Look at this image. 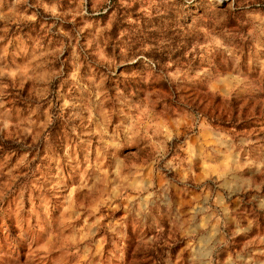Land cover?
Masks as SVG:
<instances>
[{"label":"rangeland","instance_id":"374dc122","mask_svg":"<svg viewBox=\"0 0 264 264\" xmlns=\"http://www.w3.org/2000/svg\"><path fill=\"white\" fill-rule=\"evenodd\" d=\"M0 264H264V0H0Z\"/></svg>","mask_w":264,"mask_h":264}]
</instances>
